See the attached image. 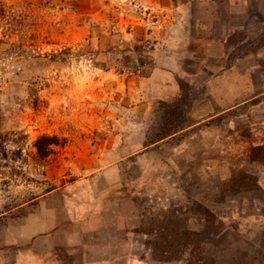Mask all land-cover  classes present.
<instances>
[{"label":"rangeland","instance_id":"obj_1","mask_svg":"<svg viewBox=\"0 0 264 264\" xmlns=\"http://www.w3.org/2000/svg\"><path fill=\"white\" fill-rule=\"evenodd\" d=\"M0 264H264V0H0Z\"/></svg>","mask_w":264,"mask_h":264}]
</instances>
